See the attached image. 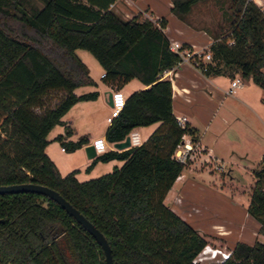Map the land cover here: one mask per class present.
<instances>
[{
    "label": "trees",
    "instance_id": "trees-1",
    "mask_svg": "<svg viewBox=\"0 0 264 264\" xmlns=\"http://www.w3.org/2000/svg\"><path fill=\"white\" fill-rule=\"evenodd\" d=\"M205 0H170L180 19ZM115 0H0V185L35 183L58 191L102 234L113 264H193L206 239L164 202L185 168L175 151L196 129L177 125L172 87L162 73L176 65L160 27L137 16L123 19L111 8ZM227 32L213 35L212 61L205 76L235 73L264 89V16L253 0H224ZM232 39L229 44L228 40ZM88 51L103 69L105 83L120 89L132 78L146 88L126 96L111 119L105 139L124 142L135 127L158 122L137 146L107 150L100 160L120 166L79 181L75 172L61 175L45 152L47 134L77 101L92 100L97 91L76 95L74 88L93 85L87 66L75 54ZM73 151L87 143L63 139ZM92 163L87 167L89 169ZM255 183L247 212L264 235V167L253 170ZM222 264H264V242L238 241ZM0 264H105L95 238L61 206L35 192L0 194Z\"/></svg>",
    "mask_w": 264,
    "mask_h": 264
},
{
    "label": "rangeland",
    "instance_id": "rangeland-1",
    "mask_svg": "<svg viewBox=\"0 0 264 264\" xmlns=\"http://www.w3.org/2000/svg\"><path fill=\"white\" fill-rule=\"evenodd\" d=\"M223 1L199 2L180 19L168 8V0H153L154 9L160 17L168 16L172 29L175 21H180L181 25L195 31L206 30L215 36L223 35L228 28L223 13L227 3ZM257 1L259 6L264 5V0ZM131 6L130 0H116L112 10L123 19L137 16L139 20L152 22L154 12L149 7L138 11ZM3 21L9 22L0 14V23ZM77 53L92 63V75L99 84L104 83L98 76L96 66L99 64L92 54L84 49H77ZM234 76L241 80L242 87L233 93H226L231 78L224 75L219 77L220 88H215L212 95L203 91L185 105L196 135L211 150L213 158L201 160L200 147L190 144V153L185 160L186 175L182 177L185 181L174 185L182 189L177 198L186 221L204 236L211 247L221 251L231 250L238 241L264 242V235L258 232L259 223L246 210L255 183L253 170L264 167V89L250 77H242L239 73ZM102 98L103 94L97 100L100 113H103ZM190 168L193 170L187 173ZM173 199L176 201V196L167 202L172 205Z\"/></svg>",
    "mask_w": 264,
    "mask_h": 264
},
{
    "label": "crops",
    "instance_id": "crops-1",
    "mask_svg": "<svg viewBox=\"0 0 264 264\" xmlns=\"http://www.w3.org/2000/svg\"><path fill=\"white\" fill-rule=\"evenodd\" d=\"M130 1L133 5V7L131 6L133 10L137 9L138 11H143L144 9L149 7L150 10L154 12V15L151 17V19L161 16L154 9L153 0ZM115 2L113 3V5L115 4ZM255 2L258 3L257 0H255ZM113 5L111 6V8L113 7ZM170 6L171 2L168 0L169 9ZM165 18L167 20L165 35L168 38L183 41L186 45L192 44L197 46H208L213 40L212 36L209 35L208 31H195L185 25H181L180 21H175L174 29H172L169 24L170 19L167 15H165ZM75 54L87 66L89 70V75L95 83L93 85L78 86L74 88L73 92L76 95H80L82 93L90 91H97L98 96L92 100L77 101L68 109V111L61 117L62 124L55 125L47 134L48 143L45 147V152L49 156V158L54 162L61 175H65L71 171H74L76 179L79 181H84L110 172L114 166H120L122 164V161H119L117 159H110L108 161L100 160L98 156L104 152L96 153L93 150V147L92 149L89 148L90 146H92L91 143L95 138H105V131L112 119L109 114V108L110 92L111 89L114 88V84L105 83L104 81V83L99 84L97 78L94 77V75H92L91 73L90 67L92 63H88L86 59L80 57L77 53V49L75 50ZM96 67L99 69L98 76L99 78H101L100 75L103 72V69L100 66ZM170 71V76L172 77V82H170L172 87V112L174 116L185 115L188 119L187 124L190 127H193L191 125V120L186 113L185 105L191 103L196 97V95H198L199 93H203V91L207 95H212L215 91V88H220V85L218 84V79L219 77H224V75L205 76L200 71L187 64L172 68L170 69ZM162 78L167 77L162 76ZM146 87L147 86L143 85L138 79L132 78L128 82L124 83L120 89L127 96L133 90L143 89ZM241 87L242 86H240L239 88ZM102 94L103 113H100V106L97 105V100L101 98ZM74 109L75 112L73 113L72 111H74ZM157 125L158 122L150 124L148 126L135 127L133 129L138 133L140 140L143 142L147 138V136L157 127ZM66 128L71 129V133L63 139L64 141H76L80 136H85L87 138V143L73 151H67L66 149H64L61 142L55 139V137L60 134L63 135ZM186 138L187 137L185 136L184 139L186 140ZM194 144H197L201 149L199 157L201 160L209 159L210 157L213 158L211 150L206 145L201 143L198 136L197 142ZM107 150L120 149L116 146L115 143L106 140V151ZM91 163V167L87 169V167ZM185 169L186 168H184V170ZM184 170L176 178L173 185L167 192L164 202L167 203L171 207V209H173L181 218L186 220V218H184L183 216L184 214H182L181 212V204L179 202L175 201L174 199L171 201L172 205L167 202L170 197L172 199L174 196H176V198L177 196H180L179 194H181L182 191L181 187L177 188L174 185H176V183L180 181H185V179L182 178L183 175H186ZM191 170H193V168H190L187 173H189V171ZM182 188H184V186Z\"/></svg>",
    "mask_w": 264,
    "mask_h": 264
},
{
    "label": "built area",
    "instance_id": "built-area-1",
    "mask_svg": "<svg viewBox=\"0 0 264 264\" xmlns=\"http://www.w3.org/2000/svg\"><path fill=\"white\" fill-rule=\"evenodd\" d=\"M260 10L264 16V5L260 6ZM151 20L158 28L160 27L159 17H155ZM161 29L165 34L166 26L164 28L161 27ZM168 41H169V44H168L169 50L177 54L179 57V61L172 68L179 67L183 64H187L197 69L203 74V71H205L206 69V64L212 61V54L210 51V45L212 42L208 46H197V45H192V44L186 45L183 41L172 39V38H168ZM228 43L231 44L232 39L228 40ZM170 69L165 70L162 73V76L167 77L164 79H168L170 82H172V77L170 76V72H171ZM100 76L103 77L104 72H102ZM240 86H242L241 80L238 77L234 76L231 78L229 82V86L226 90V93L231 94L235 91V89L239 88ZM110 94H111L110 96V117L113 118V117L118 116L119 113L121 112L125 104V101H126V95L122 92L121 89H118V88H112ZM175 120H176L177 125H179L182 128H184L186 124L188 123V119L185 115H175ZM185 136L186 134L182 136L183 139L181 143L177 146V149L175 151V156L177 160L183 163H185V160L189 156V153H190L189 151L191 149L190 144H192L190 141V137L188 136L189 138H186L185 140L184 139ZM127 138H128L129 146H137L142 143V141L139 138L138 133L134 129H132L128 133ZM91 144H92L93 150L96 153H101V152L106 151V140L104 137L95 138ZM180 147H182V149H180ZM176 201L179 202L180 200L176 198ZM231 251L232 250L221 251L220 249L211 247L207 243L202 247V249L192 259V263L193 264H222L230 257ZM218 254L220 255L218 256Z\"/></svg>",
    "mask_w": 264,
    "mask_h": 264
},
{
    "label": "water",
    "instance_id": "water-1",
    "mask_svg": "<svg viewBox=\"0 0 264 264\" xmlns=\"http://www.w3.org/2000/svg\"><path fill=\"white\" fill-rule=\"evenodd\" d=\"M128 145L129 142L127 137L124 142L116 144L119 149L124 148ZM89 148L92 149V146H90ZM18 192H35L43 194L58 203L61 208H63L67 213L73 216L76 222H78L85 230H87L89 234H91L95 238V240L103 250L105 264H113L110 246L102 232H100L78 209L72 206L70 202L67 201L58 191L47 186L35 183L0 185V194Z\"/></svg>",
    "mask_w": 264,
    "mask_h": 264
}]
</instances>
